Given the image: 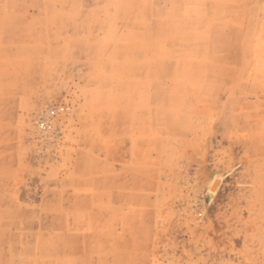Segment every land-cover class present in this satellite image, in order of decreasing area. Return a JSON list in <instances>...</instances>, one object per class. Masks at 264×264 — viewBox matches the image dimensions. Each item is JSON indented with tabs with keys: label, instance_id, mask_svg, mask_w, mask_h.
I'll return each instance as SVG.
<instances>
[{
	"label": "rangeland",
	"instance_id": "1",
	"mask_svg": "<svg viewBox=\"0 0 264 264\" xmlns=\"http://www.w3.org/2000/svg\"><path fill=\"white\" fill-rule=\"evenodd\" d=\"M231 1L0 0V264H264V28Z\"/></svg>",
	"mask_w": 264,
	"mask_h": 264
},
{
	"label": "crops",
	"instance_id": "2",
	"mask_svg": "<svg viewBox=\"0 0 264 264\" xmlns=\"http://www.w3.org/2000/svg\"><path fill=\"white\" fill-rule=\"evenodd\" d=\"M231 3V6L234 8V7H237V9H240V10H243V20H237L236 23L239 24V25H242L243 27L244 26H248L250 25L249 21H246L244 20L245 19V16H246V12L245 10H250L251 6H254V4H259V7H260V26L261 28H264V15H263V11H264V2L262 0H256V2L253 0L252 2H250L249 0H233L230 2ZM251 4V5H250ZM253 4V5H252ZM250 16V15H249ZM263 42V41H262ZM264 64V62H263Z\"/></svg>",
	"mask_w": 264,
	"mask_h": 264
}]
</instances>
